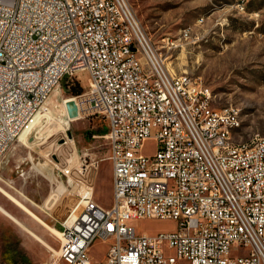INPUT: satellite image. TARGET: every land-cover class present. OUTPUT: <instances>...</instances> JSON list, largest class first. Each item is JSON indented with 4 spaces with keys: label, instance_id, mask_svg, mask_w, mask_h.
<instances>
[{
    "label": "built area",
    "instance_id": "2783aa9c",
    "mask_svg": "<svg viewBox=\"0 0 264 264\" xmlns=\"http://www.w3.org/2000/svg\"><path fill=\"white\" fill-rule=\"evenodd\" d=\"M64 1L91 44L88 63L49 2L0 0V156L33 130L63 81H78L86 114L107 122L111 204H98L83 181L89 192L61 222L66 243L51 264H96V239L108 243L102 264H264V135L236 141V107H214L208 86L171 71L129 0ZM148 140L152 154L142 152ZM142 218L177 226L138 233L131 222Z\"/></svg>",
    "mask_w": 264,
    "mask_h": 264
},
{
    "label": "rangeland",
    "instance_id": "374dc122",
    "mask_svg": "<svg viewBox=\"0 0 264 264\" xmlns=\"http://www.w3.org/2000/svg\"><path fill=\"white\" fill-rule=\"evenodd\" d=\"M129 1L171 71L208 86L214 107L239 109L236 141L264 135V0ZM78 78L86 86L85 67H79ZM77 96L61 82L42 105L43 114L26 141L14 140L0 156V203L19 210L15 216L0 206V264H49L56 259L62 243L56 231L81 200L83 181L92 184L98 204H111L106 118L101 112L83 114L85 97ZM67 102L80 103L83 110L69 118ZM154 150L155 142L144 143V154ZM66 167L71 168L70 177L61 172ZM131 223L138 233L167 232L177 226L161 218ZM107 248L106 241L94 240L90 255L96 264H102Z\"/></svg>",
    "mask_w": 264,
    "mask_h": 264
},
{
    "label": "bare ground",
    "instance_id": "6f19581e",
    "mask_svg": "<svg viewBox=\"0 0 264 264\" xmlns=\"http://www.w3.org/2000/svg\"><path fill=\"white\" fill-rule=\"evenodd\" d=\"M41 1L49 2L50 5H52L55 8H57L60 13L64 14V16H66L67 27H68V29H71L73 31V33H74L75 45L77 47H81V49H82L81 61H82V63H88V58H91V44L88 41V39L83 38V34H81V25L77 21V17H75V15L73 14L72 8L64 0H41ZM85 108H86V111L83 114H86L88 111H90V109L88 108V105L86 103H85ZM41 114H43V113H41L39 111L37 117L39 118L41 116ZM234 124L235 125H240L241 124V118H240V113H239V109L238 108H236V114H234ZM27 132L28 131L21 132L15 140L19 139V140H22L23 142H25L26 139H27ZM80 184H81L80 185L81 188L83 189L82 190L83 192H89V188L86 187V185L84 183H80ZM8 197L12 201H14L16 204H18V206L20 208H22L25 212H27L30 216H32V218H34L36 221L41 222L40 218L36 214H34L30 209H28L22 203L17 201L15 198H13L11 196H8ZM80 202L81 201H78L77 204H80ZM77 204L73 207L71 213L63 220L64 222L69 223L76 216L75 210L77 208ZM14 220H15L16 223L20 224V222L17 219H14ZM56 232L59 233L58 236L62 240L61 241L62 243H61L60 246H65L66 233H61L60 230H57ZM59 256H60V249L58 251L57 258H59ZM57 258L54 259L53 261L57 260ZM53 261H51L49 264H51Z\"/></svg>",
    "mask_w": 264,
    "mask_h": 264
},
{
    "label": "water",
    "instance_id": "95a60500",
    "mask_svg": "<svg viewBox=\"0 0 264 264\" xmlns=\"http://www.w3.org/2000/svg\"><path fill=\"white\" fill-rule=\"evenodd\" d=\"M65 108L69 118L77 116V105L75 102H67Z\"/></svg>",
    "mask_w": 264,
    "mask_h": 264
},
{
    "label": "trees",
    "instance_id": "16d2710c",
    "mask_svg": "<svg viewBox=\"0 0 264 264\" xmlns=\"http://www.w3.org/2000/svg\"><path fill=\"white\" fill-rule=\"evenodd\" d=\"M69 90L71 91V93L73 95H78L82 92V88L80 87V85L78 83H74L70 86Z\"/></svg>",
    "mask_w": 264,
    "mask_h": 264
},
{
    "label": "crops",
    "instance_id": "0c3cea01",
    "mask_svg": "<svg viewBox=\"0 0 264 264\" xmlns=\"http://www.w3.org/2000/svg\"><path fill=\"white\" fill-rule=\"evenodd\" d=\"M0 206H1L2 208H4V209L8 210L10 213L14 214L15 216H18V211H19V210L17 211V210H15V208H11V207H9V206L3 204V203H0ZM14 215H13V216H14ZM59 226H60V228H61V226H62L61 222H60ZM60 228H59V229H60ZM59 229H58V230H59Z\"/></svg>",
    "mask_w": 264,
    "mask_h": 264
}]
</instances>
